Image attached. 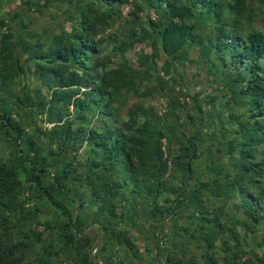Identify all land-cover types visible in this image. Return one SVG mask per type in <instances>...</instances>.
<instances>
[{"label": "trees", "instance_id": "obj_1", "mask_svg": "<svg viewBox=\"0 0 264 264\" xmlns=\"http://www.w3.org/2000/svg\"><path fill=\"white\" fill-rule=\"evenodd\" d=\"M50 1L24 0L23 5L30 11L41 12L40 7L47 8ZM139 2V6L153 9L157 15L142 34L152 49H159L166 56V63L188 60L189 48L194 45L199 47L200 56L207 61L209 73L214 77L220 78L227 72L232 88L245 82L244 95L240 94L239 99L236 94L234 98L246 106V111L240 115L232 109V127L227 129L221 124L219 131L226 141L224 154L235 173L223 161L210 159L206 164L210 171L208 179L194 177L201 139L180 130L178 110L183 114V109L173 95H165L170 109L164 114L133 105L122 117L119 90L136 92L137 85L151 79L146 69L135 70L126 63L110 69L109 59L100 56L103 44L100 34L129 0H76L75 8L67 13L70 31L62 34L30 31L22 20L19 28L14 29L8 22H14L16 17L10 13L8 21H0V26L7 27L0 34V102H4L6 95L13 99L17 82L30 72L39 87L35 91L19 89L18 103L24 109L35 108L37 114L45 115L52 127L47 131L50 156L42 155V148L31 140V152L23 155L21 161L0 158V264H61L56 259L61 253L72 264H94L86 251L91 243L89 237L76 236L72 230L73 215H66L40 249L36 246L41 240L40 232L11 223L13 215L23 210L19 172L25 161L30 169V188H35L33 184L41 188L42 196L48 197L57 209L64 206L54 199V192L69 197L70 184L74 182L72 191L82 203L84 197L78 191L85 187L90 200L97 204L96 218L104 221L101 224L104 236L108 240V234L116 236L131 256L138 250L126 232L116 229L120 220L117 201L129 187L131 196H140L151 206L153 217L169 215L175 221L185 214L190 218L197 216L189 237L199 243L202 261L196 256L187 260L169 254L163 264H254L250 259L241 262V235L237 229L240 226L246 233L252 232L253 223H240L238 215L233 220L225 206L217 204L222 197L233 194L238 197L246 220L264 219V192L260 191V185L256 186L264 173V158L257 160L258 154L264 157V34L242 33L246 0ZM205 27L212 32L204 34V38L199 30ZM135 31L134 28L130 37L133 40L138 35ZM125 46L122 43L115 47L116 54L122 55ZM245 62L249 64L246 76L228 71L231 66ZM157 83L161 90L166 86L162 78H157ZM43 88L47 95H41ZM199 110L202 112L200 107ZM0 128L4 135L12 137L15 152L23 154L22 141L18 143L24 139L23 128L4 109H0ZM172 143L176 144L175 151H170ZM81 150L80 161L73 165L72 160ZM69 154L73 155L69 163L54 172L49 186L43 185L42 177L49 169L45 165L47 159L53 156L58 163L59 158ZM170 167L181 174L182 182L174 184L169 179ZM192 185L198 188L190 193ZM205 192L206 203L201 197ZM159 200L165 204L162 211ZM12 228L18 229V236L10 231ZM57 239L58 245L54 244Z\"/></svg>", "mask_w": 264, "mask_h": 264}, {"label": "rangeland", "instance_id": "obj_2", "mask_svg": "<svg viewBox=\"0 0 264 264\" xmlns=\"http://www.w3.org/2000/svg\"><path fill=\"white\" fill-rule=\"evenodd\" d=\"M72 1L74 2L51 0L47 8L40 7V10H42L40 12L37 9L28 10L23 5L24 0H0V21L3 19L8 21L9 14L14 13L15 21L8 22L14 29L19 28V20H22V23L27 25L30 31L62 34L70 31L67 13L75 8L76 0ZM139 1L129 0V3L122 6L119 13L111 18L100 34V39L103 41L100 56L109 59L108 65L110 69H117L122 63H126V65L135 70L146 69L151 79L149 81L145 80L141 85H137L136 92L127 88L119 90V95L122 96V106L120 107L122 117L128 113L129 108L133 105L153 108L159 114H164L170 109L169 99L165 95H173V98L179 102V106L183 109V114H180V110H178L180 124L182 125L180 130L184 131L188 136L196 135L201 139L199 159L194 163L196 171L194 177H200L204 181L208 179L210 171H208L206 164L210 159L223 161L225 165L229 166L230 172L235 173V170L227 160L228 157L224 154L226 141L219 134V131L221 124L227 129L232 127L233 120L230 118L232 109L240 115L246 111V106L240 100L235 101L234 98L236 94L239 99L240 96L244 95L245 82H238L232 88L230 85L231 78L227 72L220 78L214 77L209 73L207 61L205 62L201 58L199 47L194 45L189 48L188 60L179 64L166 63V56L159 49H152L149 41L143 38V28L146 29L149 21L157 19V15L153 9L139 6ZM218 1L224 3L232 2V0ZM134 28L138 35L133 40L130 37ZM240 29L243 34L251 31H258L264 34V0H246ZM6 30V26H0V34L5 33ZM199 31L203 33L204 38L212 32L208 27ZM122 43H126L125 51L122 55L116 54L114 48ZM247 63L245 62L241 66L233 65L228 71L246 76L249 65ZM262 64H264V61ZM157 78H162L163 82H165L166 86L163 90L160 89ZM23 87L25 89L29 88L31 91H35L39 87L30 72L17 82L15 90L19 92V89ZM17 92H15L16 96L13 99L6 95L4 102H0V109H4L21 124L25 136L18 143L22 141L20 147L23 154L15 152V144L11 140L12 137L8 138L0 128V158H14L15 163L21 161L20 159H23V155L31 152L29 150L31 140L42 148V155L50 156L48 154L49 141L47 139V131L52 127V124L46 121L45 115L37 114L35 108L24 109L22 104L18 103L21 95ZM41 95H47L45 88L41 90ZM170 121L172 122L173 118ZM212 131H215L214 135L211 134ZM170 148V151H175L176 144L172 143ZM81 153L82 150L72 160L73 165L76 164L75 161H80ZM72 157L73 155L70 154L66 157L64 155L59 158L58 163H56L53 156L48 158L45 165L49 169L42 177V184L49 186L54 172L60 171L62 166L69 163ZM263 158V155L258 154L257 160H262ZM52 165L54 170H52ZM176 171L170 167L168 172L169 179L174 184L182 182L181 174ZM29 172L28 161H25L21 164L19 172V178L23 185L21 196L23 210L21 214L15 213L13 215L11 223L22 224L24 230L33 229L36 233L40 232L41 240L36 244L38 249L41 248L42 242L46 238L48 239V235L54 233L56 231L55 228L63 223L66 215L70 214L74 217V229L76 228V230H72L76 233V236L84 234L89 237L91 243L86 251L89 255V261L94 264H163L165 256L169 254L180 256L182 259L187 260L196 256L199 261H202L199 258L202 254L199 243L189 237L195 227L197 216L190 218L185 214L178 216L175 221L169 215L161 216L158 214L157 217H153L150 212L151 206L147 205L140 196H131L129 194L130 187L125 189L124 197H119V202L117 201V213L120 220L116 222V229L126 232L127 237L133 241L138 251L135 256H131L124 246L120 244L116 236L108 234L109 240L104 236L101 228V224L104 221L100 217L96 218L97 204L90 200V194L88 190L84 189L85 187L78 191V193L83 194L82 203L76 197L77 194L72 191L74 188L72 183L74 182L70 184L69 197H66L60 191L54 192V199L62 202L64 206V208L57 209L50 203L48 197L42 196L41 188L36 187L35 184H33L34 189L30 188L28 182ZM259 185L260 191L264 192V173L256 186ZM77 188L79 187L76 186ZM197 188L198 185H192L189 192L192 193ZM201 197L206 203V192ZM158 204L162 211L165 204L160 200ZM217 205H224L227 214L229 217H233V220L238 215L237 218L239 221L241 220L240 223H245V221L253 223L251 225L254 227V232L246 233L240 226L237 227L241 235V262L250 259L254 264H264V261H261L264 257V219L246 220L242 213L241 203L238 197L233 194L228 198L222 197ZM64 212L67 214H64ZM10 231L14 235L18 233V229L12 228ZM33 238L35 239L36 237L33 236ZM55 241L54 244H60L58 239ZM63 255L64 253H61L56 258L58 259L57 261L61 262V264H72Z\"/></svg>", "mask_w": 264, "mask_h": 264}]
</instances>
